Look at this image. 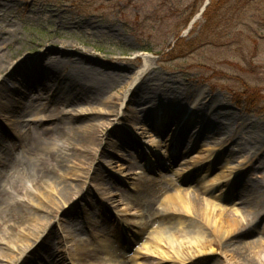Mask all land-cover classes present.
Here are the masks:
<instances>
[{
    "label": "rangeland",
    "instance_id": "374dc122",
    "mask_svg": "<svg viewBox=\"0 0 264 264\" xmlns=\"http://www.w3.org/2000/svg\"><path fill=\"white\" fill-rule=\"evenodd\" d=\"M16 1L20 5L13 7L11 13L0 20V28L15 26L20 37L19 43H14L8 51L9 55H14L10 62L15 64L27 56L32 62L44 64L46 57L43 53L48 49L58 51L63 48L92 54L103 66L119 69L129 80L144 68L143 56L139 53L151 54L148 58L154 70L145 83L146 92L139 96L151 94L147 105L133 107L131 102L136 97H130L131 94L124 103V94L129 86L121 81L104 95L108 102H112L97 108L99 112L93 122L83 123L87 133L94 132L92 128L98 126V140L91 154L87 152L85 159L80 157V161L86 163L80 172L81 178L67 182L77 186L82 193L66 196L77 200L67 207L65 214L61 210L53 215L50 208L46 210L52 211L51 214L46 210L38 212L40 220H43L41 223L45 219L50 220L47 234L50 233L54 241L52 246L54 244V249L59 252L54 264H79L76 255L80 249L91 258V252L96 251L101 240L99 237L115 228L119 231L110 233L115 236V241L120 240L106 249L115 248L118 254L114 257L101 254L97 261L102 264H130L143 244L157 238V230L177 229L180 221L190 223L189 214H183L179 206L164 208L162 202L177 190L193 197L195 188L200 189L198 198L202 201L206 197L204 178L210 181L211 192L216 186H226L231 180L229 187L232 192L227 190L226 194L234 193V197L225 205V211L229 214L237 211L240 213L238 220L246 223L251 218L254 224L249 228L252 230L250 234L248 232L232 243L229 250L216 241V246L202 253L186 251L184 256L190 259L186 264H250L257 253V243L264 242V219L260 220L256 230L253 205L252 209H246L240 199L245 191H241L242 184L251 186L256 181L264 184V167L260 166L264 161V151L258 157L251 155L257 147L264 150V0ZM204 8L206 12H202ZM24 9L30 12L25 13ZM24 13L26 18L21 17ZM34 41L38 43L34 45ZM10 72L9 69L2 76ZM59 73L69 72L60 68ZM6 81L4 88H0V94L7 89L15 98L21 96L17 88L26 89L28 82L35 83L31 75H16ZM53 83L49 80L47 84L54 87ZM175 96H178L177 100ZM212 99L226 108L227 123L218 131L208 132L198 123L205 113L204 106L200 104L201 100L207 104ZM196 100L198 102L193 109L198 107L200 110L197 119L191 118L193 110H190ZM41 101L37 108L42 112L38 116L28 114L26 122L35 118L48 119L51 114H57L51 98L45 96ZM150 103L153 104L151 109L148 108ZM5 105L10 106L0 102L1 108H6ZM145 108L147 110L143 111ZM164 125L168 126L167 130L158 134ZM63 129L51 131L47 138L65 139V132L72 133L68 128ZM196 133L200 137L197 145L191 138ZM230 134H234L235 141L227 144ZM3 136L0 128V137ZM178 143L181 147L175 152L176 147L172 146ZM11 144L12 141L7 146ZM172 152L179 163H175L171 171L161 174L156 169L169 165L167 161L171 164L169 153ZM199 156L206 159L204 164L196 159ZM27 172L31 173V170ZM177 173L184 174V177L179 178ZM53 176L52 182L59 183V176ZM151 179L155 184L148 183ZM142 181L148 183L145 190L150 195L141 191ZM22 182L24 187H31L27 180ZM62 185L58 186L59 189ZM112 186L116 202L123 199L136 203L135 215L125 212L126 206L118 210L109 203L107 193ZM6 198L4 195L3 199ZM151 200H154L152 204ZM162 211L165 216L160 219ZM19 213L20 210H14L0 215V237L6 238L4 235L10 232L7 239L13 241L14 247L13 251H8L3 244L0 245V264H16L23 244L28 243L34 245V252L24 254L23 257L30 258L25 264H40L44 249L35 243L37 237L31 235L35 231H22L21 221L18 218L14 220ZM74 225L82 231H75ZM68 227L74 229L70 235ZM77 238L85 241L82 248L78 249L72 240ZM88 238L93 240L88 241ZM210 238L213 239L212 236ZM36 247L38 249L34 250ZM235 248L240 249V259H235L231 253ZM157 259L162 258L159 256ZM172 264L180 262L175 260Z\"/></svg>",
    "mask_w": 264,
    "mask_h": 264
},
{
    "label": "bare ground",
    "instance_id": "6f19581e",
    "mask_svg": "<svg viewBox=\"0 0 264 264\" xmlns=\"http://www.w3.org/2000/svg\"><path fill=\"white\" fill-rule=\"evenodd\" d=\"M17 5L20 4L16 0H0V20L5 15L10 14V10ZM24 10L25 13L30 12L27 9ZM25 13L21 16L22 18H26ZM67 25H70V22ZM19 41L18 29L15 26H3L0 28V88H4L7 82L6 80L16 77V75H24V77L31 75L35 83L28 82V86L31 87L33 84L37 85L32 91H27V88V92L21 89L18 90L19 93H22V95L19 94L21 95L20 98H15L12 92L9 93L7 89L1 91L0 94V98H2L0 102L10 104V106L8 105L9 107L5 105L6 108L0 107V128L4 135L0 137V215H3L5 212L11 213V211L20 210V213L17 217H14V220L18 218L17 220L21 221V226H23L22 231L26 233L27 231H35L31 235H36L35 243L44 249L45 254L41 256V262L39 263L54 264V258L55 256L58 257L56 254L59 252L58 249H54V244V247L52 246V242L54 241L51 240L50 233L47 234V227L50 226V220L45 219L44 223H41L43 220H40V216L38 215L40 213L38 212L50 208L53 209V215L56 211L61 210L65 214L66 209H68L67 207L74 203V200H77L76 198L67 199L68 197L66 198V196H75L82 193V191L77 189V186H73L67 182L71 179L79 180L81 178L80 172L85 168L86 163L81 162L80 157L85 159L88 153L91 154V151L94 150V144L98 140L96 138V127L98 126L92 128L94 132L87 133L82 127L83 123L86 121H89V123L94 121L95 115L99 112L97 108L108 102L104 95L121 81L129 86L124 94V103L129 99V95L131 94L130 97H136L131 102L133 107L135 105H147L149 101L148 97H152L150 96L151 94L149 93L148 97L145 96L146 94L143 95L144 97L139 96L143 92H146L144 91L146 88L145 83L147 79L149 80L150 72L154 70L151 69V60L148 58L151 54L139 53V56H143L144 68L136 72L135 76H132L129 80L126 76H123L126 75L125 73L118 71L119 69L114 68L111 70L103 66L92 54L74 50L67 51L63 48H59L58 51L48 49L49 51L47 50V52L43 53V57H46L44 64H38L39 61L32 62L31 58L27 56L18 59L14 64L10 62V59L14 55H9L8 51L14 43H19ZM36 43L38 41H34L33 44L35 45ZM39 59L42 61L40 56ZM60 68L69 73L64 75L58 74ZM9 69L11 72L3 77L2 75L5 74V71H9ZM49 80L54 82V87L47 84ZM175 91L178 90L175 89ZM152 93L153 95L155 94V92ZM45 96L53 100L52 107L56 108L55 111L57 114H51L48 119L47 117H43L42 119L35 118L33 121L26 122L25 118L28 114L38 116L42 112L37 106ZM175 97L177 100L178 96ZM202 100L200 105L204 106L205 113L204 118L198 122L201 127L203 126L201 129H207L208 132L218 131L227 123L226 108L218 100L212 99L207 104L202 103ZM111 102L112 100H109L108 103ZM197 102L198 100L190 107V110H193L191 118L195 119L200 115L198 107L193 109ZM150 104L148 106L149 109L153 108V104ZM67 108L71 110H66ZM146 110L147 108L143 109V111ZM192 121L194 120L192 119ZM167 127V125H164L163 128L157 131L158 134L166 131ZM62 128H68L72 133L65 132V136L67 135V137L65 139L62 138L63 140L55 137L51 140L47 138L51 131H62ZM228 136L229 138L226 140L227 144L228 142L231 144V142L235 141L234 134ZM191 138L192 142L197 145L198 139L200 138L199 134L196 133ZM10 141L13 144L7 146V143ZM134 142L132 141V144ZM85 144L87 146L86 148H84ZM179 147H181L180 143L172 146V148H175V152H178ZM261 148L263 147H257V151L251 154L252 157H258L264 151ZM70 152H72V155L69 154ZM169 156L171 157V164L167 161L166 163H169V165L167 164L164 167L156 169L161 174L171 171L175 163H179V160H176V154L174 152L169 153ZM196 159H199L202 164L206 160L201 156ZM261 165L264 167V161L260 163ZM10 167L13 170L10 171ZM204 167H207V165ZM29 169L31 173L27 172ZM5 171L6 174L4 173ZM53 175L59 176V183L52 182L55 179ZM177 175L179 178L184 177V174L181 173H177ZM46 178L49 179L45 180ZM22 180H27L31 184V187H24ZM230 181L226 186H216L213 192H211L209 190L210 181L204 178V195L206 197L202 201L198 198L200 193L199 188L194 189L193 197L179 190H177V193L169 195L162 202L164 208L179 206L183 214H189V219H191L189 221L190 223H187L186 220L180 221L178 222L179 227L177 229L174 228L173 230L169 229L167 231L166 228H160L157 230V238L152 242L143 244L141 249L132 257L130 264H172L175 260L179 261L180 264H186L190 260L184 256L186 251L190 250L193 253L195 251V254L197 252L202 253L208 248L216 246L215 244L218 241L224 245L226 250H229L232 243L239 241L245 234H250L252 230H249V228L254 224L251 218L247 219L246 223H244L237 218L240 214L239 212L234 211L232 214H229L225 211V205L234 197V193L230 195L226 194L227 190L228 192H232L231 187H229L231 185ZM42 182L43 184L40 186ZM156 182L158 181L156 180ZM141 183V191L144 194L150 195L149 191L145 190V185L148 183L155 184V180L151 179L148 183L143 181ZM60 184L64 185L59 189L58 186ZM7 185L11 189H8ZM241 187V191L245 190L241 195V204L246 209H252L253 205V210L255 211L254 221L255 223L257 221L255 229L257 230V227L260 226V220L264 219V184L256 181L254 183L252 182L251 186L248 183L246 185L242 184ZM113 189L115 188L112 186L111 190H108L107 193L109 195V203L118 210H121L120 207L126 206L127 209L125 212L135 215L136 203L123 199L116 202L117 197L113 193ZM241 191L238 192L239 195ZM4 195L7 196L6 200L3 199ZM152 202L154 200H151L150 204ZM46 211L48 214L52 213V211ZM163 214L164 212L162 211L160 219L165 216ZM73 228L75 231H82L77 225H74ZM68 229L71 230L69 231V235L74 232V229L69 227ZM262 230L264 232V226ZM118 231L116 228L109 229L102 237L100 236L99 238L101 240H99V245L95 248L96 251L91 252V258L87 257L80 249L76 255L77 262L79 264L81 262H86V264H102V262L97 261L99 255L105 254L108 257L110 255L114 257L118 254L115 248L110 251L106 249H110L115 242H119L120 239L115 241V236H112L110 233H116ZM7 235L9 236L10 232L4 235L6 238H3V236L0 237V245L3 244L8 251H13V241H8ZM25 237H28V235ZM112 238H114V241ZM72 240L76 242L78 249L85 245V241L79 238ZM87 240L92 241L93 239L88 238ZM134 242L132 241V244ZM33 246V244L29 245V243L23 244V250L20 253L21 257L16 264H25L30 261L28 256H23L25 253L32 251ZM36 249L38 247L34 250ZM231 253L235 255V259H240L241 252L239 248L231 250ZM159 256L162 259H157ZM249 263L264 264V242L257 243V253H255L252 261Z\"/></svg>",
    "mask_w": 264,
    "mask_h": 264
}]
</instances>
